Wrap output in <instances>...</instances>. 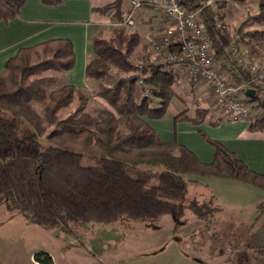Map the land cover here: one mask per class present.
<instances>
[{"label":"trees","instance_id":"trees-1","mask_svg":"<svg viewBox=\"0 0 264 264\" xmlns=\"http://www.w3.org/2000/svg\"><path fill=\"white\" fill-rule=\"evenodd\" d=\"M178 1L185 10L200 13L216 63L228 78L237 84L248 81L250 73L232 58L234 32L218 9L249 0H223L218 8L205 6L204 0ZM25 3L0 0V21L8 24L20 16ZM257 3L256 12L235 30L245 43L264 41V29L256 27L264 23V0ZM122 8L123 0H116L100 11H113L119 19ZM140 42L136 29L121 27H114L108 37L101 33L94 37V56L85 73L88 79L100 81L95 96L108 104L101 108L89 106L86 87L60 84L76 63L70 39L20 47L7 60L0 72V204L12 206L30 223L72 232L76 224L148 221L166 214L174 217L177 226L187 208L209 219L216 211L211 203L186 201L188 184L194 181L186 175L233 179L264 190V174L250 169L204 131L200 135L214 148L211 162L201 161L183 144L161 139L146 118H164L174 99L186 100L178 91L175 70L166 71L161 63L131 61ZM169 50L179 48L175 44ZM108 79L113 81L105 82ZM249 96L254 107L264 109V100L257 94ZM37 102L42 103L41 111ZM65 109L70 111L62 116ZM208 113L207 107L198 106L193 115L184 109L174 119L197 125ZM249 128L264 129V114ZM263 208L264 204L259 210ZM34 259L53 264L45 251L36 252Z\"/></svg>","mask_w":264,"mask_h":264},{"label":"rangeland","instance_id":"rangeland-1","mask_svg":"<svg viewBox=\"0 0 264 264\" xmlns=\"http://www.w3.org/2000/svg\"><path fill=\"white\" fill-rule=\"evenodd\" d=\"M236 4H241L238 10L240 21L254 14L258 9L257 0ZM232 7H234V2L228 5L229 10ZM155 23L158 25L157 19ZM237 25H232L231 29L233 30ZM108 27L100 32L103 36L112 35L113 27ZM126 30L134 31L135 29ZM149 48H151V44L147 43L141 46L140 42L135 49L136 51L130 57L131 61L135 65L149 62L159 63L161 57L151 58L147 51ZM263 49L264 43L259 46L258 50L261 51ZM179 74L178 76H180ZM112 81L113 79H108L105 82L109 83ZM65 82L66 79L64 77L60 84ZM99 82V80L88 79L89 106L93 108L108 106L104 99L95 96ZM194 82V80H188L185 73L178 79V91L186 102L181 99H174L169 107V113H176L178 104H184L188 109L192 108L191 112L194 113L193 109L196 110L198 106H203L196 90L199 86L203 90L206 89L208 91V87L204 83ZM60 84L49 86L48 90L51 91ZM262 85H264V82ZM141 95L143 96L139 92L138 98ZM77 103L78 101L74 103L73 107H76ZM154 103L158 104L159 100L155 98ZM210 106L211 108H208L209 111L216 112L218 110L213 108L211 103ZM35 107L41 111L42 103H35ZM69 111L70 109H65L62 116H65ZM263 114L264 109L254 108L256 120ZM186 177L197 178L194 175H186ZM199 180L203 179L199 178ZM207 188L210 189V186L201 182L190 183L186 190V201L188 202L194 197L201 199V195L206 192ZM213 188L221 191L217 186H213ZM222 192L224 197L218 196V203L223 208L221 215H219L222 219L232 220L236 224L241 221L255 220L257 214L253 205L254 200L248 201L241 196L233 197L225 189H222ZM258 212L263 214L262 220L254 227V237L249 242L244 243L243 239L248 236V232H244L241 235H239L240 232L236 234L240 238H227V235L224 237L220 235V232L219 235H216L213 231L207 233L204 225H197L200 221L188 208L185 211L182 223L175 225V232L173 230V218L169 214L163 215L159 219L148 221L126 220L116 223L92 222L76 224L73 225V231L69 232L63 228L49 229L30 223L21 212L6 203H2L0 204V264H41V262L34 259V254L39 251L51 254L54 258L53 264H264L262 247L264 244V238L262 237L264 235L258 234V231L264 230V208ZM195 225L198 228L193 229ZM210 229L214 230L213 227ZM237 239H240L239 241L241 242H239L237 257L233 258V262L216 261V257L213 255L215 254V249L224 247L225 240L228 245H230L229 242L231 240H235L234 245L237 243ZM254 239L258 240L255 250L250 245V242ZM211 247L213 249L210 252L211 254L205 256L204 251ZM228 247L230 248L231 245ZM194 256L204 262L196 261L193 259L195 258Z\"/></svg>","mask_w":264,"mask_h":264},{"label":"crops","instance_id":"crops-1","mask_svg":"<svg viewBox=\"0 0 264 264\" xmlns=\"http://www.w3.org/2000/svg\"><path fill=\"white\" fill-rule=\"evenodd\" d=\"M115 1L116 0H60V3L57 5H47L41 0H26L20 16L8 24L0 21V72L3 70L7 60L14 56L20 47L32 46L39 42L54 38H68L74 44L76 63L72 69L64 74V77L67 83L87 88L88 78L86 77L85 68L88 61L94 56L93 39L98 33L104 30V28H109L107 26L108 22L115 18L113 11L103 13L100 10ZM127 3L128 0H123V6L127 5ZM235 4L236 2H234V7L230 10L227 6V11L224 13V20L231 31L236 30L241 22L238 12L240 8L239 5L241 4ZM156 18L157 13L151 8H144L140 12L139 24L136 30L141 36V46L142 44H151V40L159 35V30L155 23ZM236 24L238 25L232 30L231 26ZM262 26L263 24H259L256 27L264 29ZM262 43L264 42L245 43V45L251 56L264 58V49L261 51L258 50ZM147 51L151 58L163 57L162 53L153 52L151 48ZM173 69H175L178 74L180 73L179 78H181L185 72L181 65L174 66ZM196 91L201 98V105L211 108V99H209V97H211L210 92L206 89L203 90L202 87L199 86ZM184 109L189 110V114H194V112H191L192 108L188 109L184 104H178L176 113L167 112L164 118H146V120L162 140L168 142L175 141L185 145L203 162H211L213 160L214 148L200 135L199 131L206 132L211 138L224 144L229 150L234 152L238 158L243 160L250 169L264 174V129L252 131L249 128L251 121L242 118L226 119L221 110H217L216 112L209 111L207 119L197 125L188 121L175 120L174 116ZM193 110L195 111V109ZM199 178L203 180H199ZM193 180L194 181L190 183L195 184L201 182L210 186L211 189L207 188L206 192L201 195V199L196 197H194V199L200 202L211 203L216 209L213 216L209 219H202L189 209L200 221L197 225H204L207 229V233L213 231L216 235L220 233V235L224 237L227 235V238H240L239 235L248 232V236L244 237L245 239H243V241L244 243L249 242V240L254 237V227L262 220L263 214H260L258 211L260 205L264 204V190L238 180L214 176L197 177ZM213 186H217L221 191L214 189ZM221 188L225 189V191L233 197L241 196L248 201L254 200L255 202L253 205L255 206L257 214L255 220H248V222L241 221L239 224H236L232 222V220L222 219L219 215H221L223 208L220 207V203H218V196L224 197ZM172 218L174 222L173 230L175 232V219L173 216ZM183 218L184 216L181 219V223ZM197 225H195L193 229L196 227L198 228ZM211 227H213L214 230L210 229ZM242 231L243 233H241ZM263 231L264 230L258 231V234L264 235ZM235 240L229 242L231 245L230 248L228 247L230 245L226 244L225 240L224 247L215 249V254L213 255L216 257V261H223L225 263L233 262V258L237 257L239 242H241L239 241L240 239H237V243L233 245ZM257 242L258 240L256 241V239L250 242L254 250L257 247ZM262 247L264 252V244ZM212 250V247L207 248V251H204L205 256L210 255ZM201 252H203V250H201ZM186 256L190 257L189 255ZM194 257L193 259L196 261L204 262L197 256Z\"/></svg>","mask_w":264,"mask_h":264},{"label":"built area","instance_id":"built-area-1","mask_svg":"<svg viewBox=\"0 0 264 264\" xmlns=\"http://www.w3.org/2000/svg\"><path fill=\"white\" fill-rule=\"evenodd\" d=\"M222 2L204 0V5L218 8ZM144 8H151L157 13L159 35L151 40V49L163 54L159 61L163 69L170 71L174 66L181 65L188 80L204 83L210 92L211 105L221 110L224 118L256 120L254 104L246 91L252 89L254 94L264 100V58L251 56L245 42L234 32L229 50L232 58L250 73L251 78L240 84L233 83L216 63L200 13L185 10L178 0H128L122 8L121 17L110 20L107 25L136 29L139 14ZM225 12L226 8L218 9L219 14ZM221 24L219 20L218 25ZM175 44L178 51H167L169 46Z\"/></svg>","mask_w":264,"mask_h":264},{"label":"water","instance_id":"water-1","mask_svg":"<svg viewBox=\"0 0 264 264\" xmlns=\"http://www.w3.org/2000/svg\"><path fill=\"white\" fill-rule=\"evenodd\" d=\"M247 94L254 95V90H252V89L247 90Z\"/></svg>","mask_w":264,"mask_h":264}]
</instances>
